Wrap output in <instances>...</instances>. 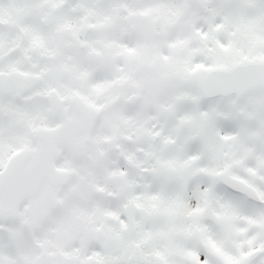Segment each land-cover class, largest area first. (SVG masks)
I'll use <instances>...</instances> for the list:
<instances>
[{
  "label": "snow or ice",
  "instance_id": "1",
  "mask_svg": "<svg viewBox=\"0 0 264 264\" xmlns=\"http://www.w3.org/2000/svg\"><path fill=\"white\" fill-rule=\"evenodd\" d=\"M0 264H264V0H0Z\"/></svg>",
  "mask_w": 264,
  "mask_h": 264
}]
</instances>
